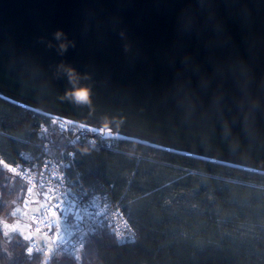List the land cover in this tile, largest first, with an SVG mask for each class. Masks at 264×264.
Here are the masks:
<instances>
[{"label": "water", "instance_id": "1", "mask_svg": "<svg viewBox=\"0 0 264 264\" xmlns=\"http://www.w3.org/2000/svg\"><path fill=\"white\" fill-rule=\"evenodd\" d=\"M74 83L92 87V108L61 99ZM179 87L204 104L222 94L216 118L235 134H212L214 110L180 118L165 100ZM0 97L264 174V0H0Z\"/></svg>", "mask_w": 264, "mask_h": 264}, {"label": "trees", "instance_id": "2", "mask_svg": "<svg viewBox=\"0 0 264 264\" xmlns=\"http://www.w3.org/2000/svg\"><path fill=\"white\" fill-rule=\"evenodd\" d=\"M49 122L0 97V179L13 177L19 202L25 187L13 168L41 151ZM70 172L120 203L135 239L118 243L102 227L78 255L48 254L44 245L29 248L30 237L5 233L0 207V264H264L263 173L120 138L112 147H76Z\"/></svg>", "mask_w": 264, "mask_h": 264}, {"label": "built area", "instance_id": "3", "mask_svg": "<svg viewBox=\"0 0 264 264\" xmlns=\"http://www.w3.org/2000/svg\"><path fill=\"white\" fill-rule=\"evenodd\" d=\"M48 117L50 122L43 127L49 132L48 139L41 144V151L13 168L24 183L21 204L29 212L31 227L52 240V253L78 255L87 235L102 227H107L118 243L132 242L135 231L120 203L82 187L70 172L76 147H112L117 138L104 137L68 119ZM57 236L62 239L55 241ZM33 247L36 243L31 239L29 248Z\"/></svg>", "mask_w": 264, "mask_h": 264}, {"label": "clouds", "instance_id": "4", "mask_svg": "<svg viewBox=\"0 0 264 264\" xmlns=\"http://www.w3.org/2000/svg\"><path fill=\"white\" fill-rule=\"evenodd\" d=\"M62 35L63 33L58 31L56 33V38L60 39ZM60 47L66 48V44L61 43ZM60 68L63 69L69 81L76 82L80 79L81 74L76 72V70L71 66L60 65ZM64 97L70 98V100L76 105H86L90 108L93 107L91 86L74 83L71 89L66 90L61 99ZM221 98L222 94H217L210 103L204 104L190 90L179 87L178 90L166 95L165 100L171 103L179 114V117L185 120H189L201 113L211 112L214 110L216 116L213 118L210 124L211 132L217 137H224L228 134H235V130L232 129L230 124L226 125L224 120L216 118L222 112ZM128 99L129 101L132 100L130 90L128 92ZM105 119H110V117L106 116Z\"/></svg>", "mask_w": 264, "mask_h": 264}, {"label": "rangeland", "instance_id": "5", "mask_svg": "<svg viewBox=\"0 0 264 264\" xmlns=\"http://www.w3.org/2000/svg\"><path fill=\"white\" fill-rule=\"evenodd\" d=\"M12 179L13 177H9L8 182L0 179V207L4 211L2 218L4 220L3 228L5 233L11 236L15 233H20L25 235L26 238L30 237V239H32L36 244L44 245L47 249V253L50 254L53 250L52 240L43 233L37 231L35 228L31 227V223L27 219L29 212L23 207L21 201H18V197H14V195L11 194V192H13V190L11 191L12 186L15 184ZM14 188H16V185H14ZM35 209L36 208L33 210ZM63 229L67 231L64 226ZM61 239L62 236L55 237V241ZM1 250L4 253L7 252V261L9 262L12 256L10 252L8 253L9 246L6 243H3L1 245Z\"/></svg>", "mask_w": 264, "mask_h": 264}, {"label": "bare ground", "instance_id": "6", "mask_svg": "<svg viewBox=\"0 0 264 264\" xmlns=\"http://www.w3.org/2000/svg\"><path fill=\"white\" fill-rule=\"evenodd\" d=\"M86 127H88V126H86ZM91 130H93V131H95V132H99L97 129H95V128H91V127H89ZM100 133V132H99ZM104 137H113V138H118L117 136H114V135H111V134H109V133H101Z\"/></svg>", "mask_w": 264, "mask_h": 264}]
</instances>
